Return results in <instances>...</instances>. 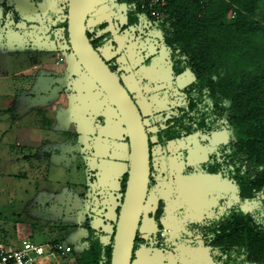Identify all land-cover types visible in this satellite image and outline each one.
I'll return each instance as SVG.
<instances>
[{"label":"trees","instance_id":"trees-1","mask_svg":"<svg viewBox=\"0 0 264 264\" xmlns=\"http://www.w3.org/2000/svg\"><path fill=\"white\" fill-rule=\"evenodd\" d=\"M70 1L55 0L44 20L23 19L15 10L14 14L30 30L64 29L72 54L67 30ZM131 1L116 0L112 20L87 27V36L100 54L111 46L112 60L102 58L118 76L122 66L116 59L122 51L116 37L128 36L141 44L151 41L155 47V53L145 61L152 75L136 68L144 95L157 106L154 117L146 121L142 115L150 143L151 172L153 136L160 143L198 136L207 159L185 166L184 176L189 180L224 179L233 189L218 198L207 215L189 223V231L202 239L218 264H264V0H167L160 20L130 10ZM232 7L236 15L230 19ZM185 74L190 80L180 86L178 80ZM104 119L94 118V131ZM46 156L49 158L50 152ZM127 179L128 171L120 181L123 195L118 216ZM155 185L150 174L147 200ZM164 212L165 204L146 240L141 237L145 204L131 264L142 246L165 249L168 237L161 236ZM117 220L107 243L102 240L106 235L102 225L89 227L88 236L81 240L85 246L79 252L80 264H111Z\"/></svg>","mask_w":264,"mask_h":264},{"label":"rangeland","instance_id":"rangeland-1","mask_svg":"<svg viewBox=\"0 0 264 264\" xmlns=\"http://www.w3.org/2000/svg\"><path fill=\"white\" fill-rule=\"evenodd\" d=\"M54 5L55 0H0V68L3 71L7 70L5 60L9 59L10 62L12 59L10 52L22 51L26 43H34V47H38L37 44L41 41L48 42L45 47L56 44L61 54L74 58L67 46L64 29L30 30L25 26L24 20L14 14L15 10L23 19L44 20ZM235 10L234 7L229 9L230 19L235 17ZM111 11L110 3L101 0L95 11L89 15L87 27L92 28L94 24L107 19ZM116 42L122 51L121 56L116 59L122 66L119 70L120 80L129 94L137 99V105L147 121L149 117L155 116L157 106L155 101H148L144 95L136 68L146 76L152 75L147 70L145 61L155 53V47L151 41L141 44L128 36L116 37ZM42 48L44 47L40 46L31 55L38 56V61L35 62L37 66L44 65L48 70H54V73L49 78L41 77L45 94L38 93L35 106L50 110L47 117L51 119L45 124L53 127L50 130L42 129L44 122L41 121V115L36 113L32 120L36 123L37 134L47 137L44 148L36 150L22 146L19 151L28 152L33 158L31 163L14 162V165L0 169V246L10 249L17 247L29 234L35 244L60 242L74 246L76 252L73 255L80 263L82 256L79 252L85 246L81 240L88 236L89 227L98 229L102 225L103 233L106 234L102 240L109 242V234L113 230V222L117 220V210L123 195L120 181L129 169V145L126 147L122 141L125 138L124 133H117L116 138L121 140L115 148L112 141L107 142L102 138L103 130L99 131V138L95 140L91 136L82 138L84 132H88V119L85 115L73 116V127L70 129L73 134L66 132L69 125L67 120L83 109L71 101L72 90L87 93L89 84L81 75L75 74L71 77L73 63H68V67L60 65L57 69L55 61L57 57H61L60 53L49 51L53 49L42 53ZM21 55L24 56L16 57L12 62L30 65L28 56L24 53ZM113 55L111 46L101 50V56L106 60L111 61ZM82 74L87 80L89 75L86 72ZM91 79V87L98 88ZM189 80V75L185 74L179 78L178 84L182 86ZM4 85L6 88L14 86L11 79H0V86ZM66 89L70 91L63 93ZM40 95L45 96L43 98ZM62 101L67 104H63L64 111L60 110ZM60 111L61 113H57ZM149 129L154 130L153 126ZM75 142L77 144L72 145ZM152 143L151 174L156 185L146 203L141 237L148 239L153 220L165 204V227L161 236L165 233L162 237H168V241L165 242V249L154 253L153 260L148 257L144 264H218L213 259L211 250L202 244V239H196L189 231L188 224L207 215L218 198L232 192L233 184L224 179L189 180L184 176L182 170L185 166L207 159V150L199 142L198 136L165 143H160L153 136ZM15 149L19 147L13 146V150ZM49 152L51 156L48 158L46 154ZM6 171L14 173L12 179L7 177ZM104 220H108L105 225ZM169 229L172 230L170 235Z\"/></svg>","mask_w":264,"mask_h":264},{"label":"crops","instance_id":"crops-1","mask_svg":"<svg viewBox=\"0 0 264 264\" xmlns=\"http://www.w3.org/2000/svg\"><path fill=\"white\" fill-rule=\"evenodd\" d=\"M47 43L48 42L46 41H41L40 44H37L38 47H34V43H26L25 46H23L24 48L22 47V51L19 50L10 52L12 59L10 60V62L9 59L5 60L7 70L3 71V69L0 68V79H11L14 84V86L8 87L10 89L6 88L5 85L2 87L0 86V169H2L3 167L6 168L8 166L14 165V162L22 164L31 163L33 159L32 156L28 152L23 153L19 151L20 147L22 146H25L27 148H35L36 150H41L42 148H44L47 137L40 133L37 134L38 131L35 128L36 123L34 120H32L33 116H35L36 113L41 115V121L44 122L42 123V129L49 128L50 130L53 127L51 124V127H47L46 125L51 119V117H47V115L51 113L50 110L36 107L35 105L37 97L39 95L38 93L45 94L43 93L42 86L44 85L42 84L43 80L41 77L49 78V76H53L52 73H54V70H48L44 65L37 66L35 62L38 61V56L33 57L31 55L33 51H36V49L39 50L40 46L44 47L41 50L42 53L47 49H53L49 51H56V54L60 53L56 48V44L54 46L52 45L49 47H45ZM23 53L25 54V56H28V58H26L30 60V65H26V63L19 64L17 62H12L13 60H16V57H23L24 55L20 56V54ZM60 55L61 57L56 58L57 60L55 61V67L57 69L60 65H66L68 67V63L71 65L73 63L74 70L71 73V77H74L75 74L81 75V78H83V80H85V82L89 84L87 93L78 90H72L73 98L71 99V101H73V104L75 106L83 109L75 113V115H71L69 120H67V124L69 123V125L66 128V132L73 134L70 130L73 127L71 126L72 121L74 120L73 116L82 117L83 115H85L88 119V132H84L82 138L91 136L92 139L95 140L96 138H99V131L103 130L102 138H105L107 142L112 141L113 143L111 144H113L114 148L115 146L117 147L119 145V141L121 140L120 138H116L117 133H120V135L121 133H124L125 135V132L123 124L118 116V112L116 111L115 107L109 103V99L105 96V94L99 87L95 89L91 87V78L89 76H87V80L86 78H84L82 74L83 70H80L81 66H78V63L74 58L63 55L61 53ZM63 62H65V64H62ZM0 67H2V61H0ZM22 67L26 68L23 69ZM22 75H26L27 77ZM18 79H22L23 81L26 80V82H20V80ZM37 86L38 88L36 89ZM39 86L41 88H39ZM69 91V89H66L63 93H67ZM40 96L44 98L45 95ZM60 103H62L60 110L64 111L63 104L65 103L63 101ZM20 109L21 113L19 114ZM61 111L57 113H61ZM100 116L105 118L104 123L97 127L96 131H94L93 120L94 118ZM6 122H11L12 124L6 125ZM122 141L126 144L127 147L125 138ZM75 144H77V142L73 143L72 145ZM13 146L19 147V149L13 150ZM5 174H7V177H9V179H12L14 173H11V171H6ZM107 205L109 206V204ZM107 219L109 218L107 217ZM158 251L161 250L142 246L137 252L138 255L136 260L134 261V264H144L145 260L148 257H150L149 259L153 260V256L155 255L154 253H157Z\"/></svg>","mask_w":264,"mask_h":264},{"label":"water","instance_id":"water-1","mask_svg":"<svg viewBox=\"0 0 264 264\" xmlns=\"http://www.w3.org/2000/svg\"><path fill=\"white\" fill-rule=\"evenodd\" d=\"M101 0H71L68 8L69 45L78 64L96 82L118 112L129 142V170L115 228L111 264H131L145 208L151 174L150 143L136 102L91 44L87 19Z\"/></svg>","mask_w":264,"mask_h":264},{"label":"built area","instance_id":"built-area-1","mask_svg":"<svg viewBox=\"0 0 264 264\" xmlns=\"http://www.w3.org/2000/svg\"><path fill=\"white\" fill-rule=\"evenodd\" d=\"M113 11L116 0H106ZM167 0H132L129 8L145 15L151 14L155 19H162L165 15ZM108 15V21L112 20L113 13ZM168 230H165V232ZM165 233L162 234L164 236ZM30 235L20 241L17 247L8 248L0 246V264H80L76 260L71 245H63L60 242H48L35 244Z\"/></svg>","mask_w":264,"mask_h":264}]
</instances>
